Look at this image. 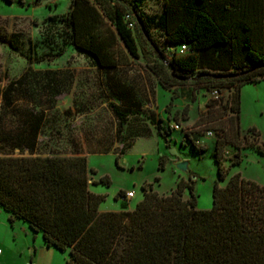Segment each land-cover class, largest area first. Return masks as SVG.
Masks as SVG:
<instances>
[{
	"label": "trees",
	"instance_id": "obj_1",
	"mask_svg": "<svg viewBox=\"0 0 264 264\" xmlns=\"http://www.w3.org/2000/svg\"><path fill=\"white\" fill-rule=\"evenodd\" d=\"M112 1L113 6L102 0H70L68 12L61 16L66 43L87 56L97 70L116 69L122 65V57L124 62L128 55L137 57L128 22L151 38L146 21L140 16L138 24L134 19L139 17L136 4ZM162 22L165 48H158L154 42V50L163 68H149L162 87L179 83L177 77H185L179 72H196L198 81L219 93L223 88L232 89L224 104L231 115L219 123L212 152L218 178L224 180L222 162L227 145L236 150L231 165L241 162V149L252 147L263 153L258 131L248 129L253 135L250 141L241 136L240 90L245 84L264 81V0H165ZM183 44L187 50L180 54ZM122 46L125 54L119 53ZM62 54L60 50L33 63L53 61ZM231 67L235 70L228 71ZM223 74L233 76L212 77ZM17 81H11L0 94L8 103ZM210 102L207 107L216 100ZM112 112L121 132L128 115L114 106ZM212 115L208 109L198 124L216 119ZM44 119L40 112L26 128L6 130L0 106L1 148L8 145L19 152L36 149ZM159 136L163 134L159 132ZM187 140L197 152L206 150L196 137ZM164 162L165 156H161L160 168ZM93 173L86 155L80 153H2L0 206L8 213L11 225L14 219H21L41 233L46 247L68 251L65 264H264V186L234 174L223 186L215 183L212 206L202 210L196 208L191 174L188 180L179 178L168 194L143 183L142 199L131 210L99 211L104 196L89 190ZM98 182L109 185L107 177L92 181ZM124 193L121 190L118 195Z\"/></svg>",
	"mask_w": 264,
	"mask_h": 264
},
{
	"label": "rangeland",
	"instance_id": "obj_2",
	"mask_svg": "<svg viewBox=\"0 0 264 264\" xmlns=\"http://www.w3.org/2000/svg\"><path fill=\"white\" fill-rule=\"evenodd\" d=\"M102 1L109 6L114 4L112 0ZM127 1L137 5L139 17L134 19L141 16L146 21L151 38L138 25L134 26L137 57L128 55L126 62L120 58L122 65L116 69L97 70L87 56L66 43L61 16L68 12L70 0H0V94L11 81H19L9 103L0 96L2 126L6 130H22L44 111L42 132L47 136L40 138L33 150L19 152L8 145L0 146V155L96 152L87 158L88 167L94 171L90 178L98 181L107 177L109 185L98 182L89 190L104 196L99 210L105 211L133 209L142 199L143 183H151L158 193L168 194L179 178H189V174L177 169L179 160L186 161L193 174L197 209H210L215 183L223 186L234 174L264 186V81L245 84L240 90L241 136L250 141L253 135L248 129L258 131L263 153L252 147L241 149V162L231 165L236 150L227 145L222 162L226 175L219 180L212 152L219 123L231 115L224 104L232 89L223 88L220 97H212L214 88L198 81L196 72H179L185 76L177 77L179 83L162 87L149 68H163L154 42L158 48H165V0ZM60 50L62 56L53 61L33 63L36 58ZM120 52L125 54L123 46ZM232 70L235 69L228 71ZM165 71L170 74L168 69ZM212 99L216 102L207 107ZM113 106L128 115L121 132ZM208 109L216 119L199 125L198 118ZM195 137L199 145L206 147L205 151L197 152L187 140ZM129 143L131 147L120 153ZM171 150L177 151L176 158ZM161 156H165L163 168L159 165ZM121 190H133L134 198L124 202L118 195ZM3 214L7 220L0 208V215ZM23 228L15 223L9 234L0 230V264H65L68 251L46 249L41 233Z\"/></svg>",
	"mask_w": 264,
	"mask_h": 264
},
{
	"label": "crops",
	"instance_id": "obj_3",
	"mask_svg": "<svg viewBox=\"0 0 264 264\" xmlns=\"http://www.w3.org/2000/svg\"><path fill=\"white\" fill-rule=\"evenodd\" d=\"M42 113H43L44 118H46V114L44 113V111H42ZM45 121H46V119H44L43 124H45ZM43 126H42V130L44 128ZM42 130L38 133V136H37V144L38 145H39L40 138H42V137H46L47 138V136H45V134H44V132H42ZM94 153H96V152H91V153L89 152V153H86V154H83V155H86V157L88 158L89 154H94ZM60 155H72V154H60ZM93 180H94L93 178H91L89 180V182H90L89 186L93 184L92 183ZM0 208L3 211V213H5V215L7 216V220H5L4 214L0 215V230L3 232L4 235H6L7 233L9 234L10 230H13V227H14L15 223H18V224H20L21 227H24L23 228L24 230L31 231L30 227L28 226V224L26 222L22 221L21 219H14V222L11 225L9 223V221H8V213L6 211H4V209L1 206H0ZM99 211H105V210H99ZM42 241H43V239H42ZM46 249H48V247H46ZM48 251L50 252L52 250H48ZM51 254H52V252H51ZM2 255H3V251H0V258L2 257ZM1 261H2V259H0V262Z\"/></svg>",
	"mask_w": 264,
	"mask_h": 264
},
{
	"label": "built area",
	"instance_id": "obj_4",
	"mask_svg": "<svg viewBox=\"0 0 264 264\" xmlns=\"http://www.w3.org/2000/svg\"><path fill=\"white\" fill-rule=\"evenodd\" d=\"M126 19H129V16H126ZM127 26H128V28H130V29L134 28V24H133L132 22H128V23H127ZM186 50H187V47H186V45L183 44V45L180 46L178 52H179L180 54H182V53H184ZM211 95H212V97L218 98V97H219V92H218L216 89H213ZM175 127L177 128V126H175ZM209 134H210V133H209ZM134 195H135V194H134L133 190H127V191L124 193V195L119 196V197L121 198V200L126 201V200H129V199H132V198L134 197Z\"/></svg>",
	"mask_w": 264,
	"mask_h": 264
},
{
	"label": "water",
	"instance_id": "obj_5",
	"mask_svg": "<svg viewBox=\"0 0 264 264\" xmlns=\"http://www.w3.org/2000/svg\"><path fill=\"white\" fill-rule=\"evenodd\" d=\"M136 21L138 22V24H141V22L139 21V19H136ZM230 76H233V75H230V74H223V75H212L213 78H226V77H230ZM170 154L172 156H174L175 158L178 156V153L176 150H171ZM176 167L177 169H179L181 172L183 173H187L189 175H191V172L189 171V168H188V163L186 161H181L179 160L177 163H176Z\"/></svg>",
	"mask_w": 264,
	"mask_h": 264
}]
</instances>
